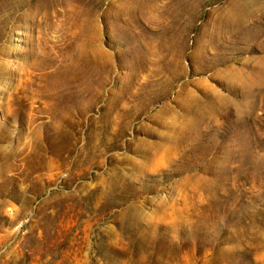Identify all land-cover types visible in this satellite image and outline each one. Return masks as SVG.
Listing matches in <instances>:
<instances>
[{
    "label": "rangeland",
    "instance_id": "obj_1",
    "mask_svg": "<svg viewBox=\"0 0 264 264\" xmlns=\"http://www.w3.org/2000/svg\"><path fill=\"white\" fill-rule=\"evenodd\" d=\"M0 264H264V0H0Z\"/></svg>",
    "mask_w": 264,
    "mask_h": 264
}]
</instances>
